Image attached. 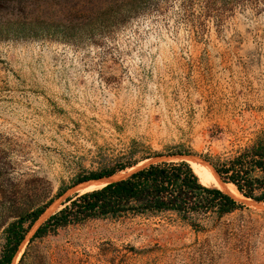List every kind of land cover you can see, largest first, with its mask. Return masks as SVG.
<instances>
[{
  "label": "rangeland",
  "instance_id": "1",
  "mask_svg": "<svg viewBox=\"0 0 264 264\" xmlns=\"http://www.w3.org/2000/svg\"><path fill=\"white\" fill-rule=\"evenodd\" d=\"M16 1L0 11V253L9 224L46 206L11 264H264V201L238 193L202 228L166 211L34 236L88 183L162 160L210 166L264 136V0H69L62 14Z\"/></svg>",
  "mask_w": 264,
  "mask_h": 264
},
{
  "label": "trees",
  "instance_id": "2",
  "mask_svg": "<svg viewBox=\"0 0 264 264\" xmlns=\"http://www.w3.org/2000/svg\"><path fill=\"white\" fill-rule=\"evenodd\" d=\"M56 1L61 3V9L58 11L61 14L65 9L74 7V3L69 7L64 5L63 2L69 0ZM16 3L17 10L22 12L28 6L30 9L39 8L38 2L17 0ZM6 4L7 0H0V11ZM47 4L51 5L50 2ZM93 8L100 9L99 6L92 4L87 10L91 11ZM109 14L106 9L104 11L106 19L109 18ZM64 17L66 18L62 21ZM62 18L59 19V26L67 29L73 26L68 12H65ZM19 22L25 26L26 22L23 18ZM2 32L5 30L1 25L0 36ZM174 154L180 153L155 152L147 157H166ZM132 164L128 161L98 172H91L76 178L75 183L108 177ZM208 164L210 166L197 163L202 174L231 185L239 196L264 201V136L233 155L209 159ZM231 195L235 194L224 186H208L200 182L186 161L162 160L139 168L125 178L68 197L58 211L36 228L34 236H43L59 227L80 223L90 218H117L128 214L166 211L177 214L194 227L202 228L199 220L211 216L220 217L240 207V203ZM45 208L46 206L39 207L9 224L5 229V243L0 253V264H11L27 231L23 223L29 220L28 226L31 225Z\"/></svg>",
  "mask_w": 264,
  "mask_h": 264
},
{
  "label": "bare ground",
  "instance_id": "3",
  "mask_svg": "<svg viewBox=\"0 0 264 264\" xmlns=\"http://www.w3.org/2000/svg\"><path fill=\"white\" fill-rule=\"evenodd\" d=\"M192 161H189L190 162V167L192 168L193 172L198 177L200 182H202L203 184L208 185V186H220V185H222L225 188H227L228 190L232 191L234 194L238 193L237 190H235L231 185L223 184V183H221L220 181H218V180H216L214 178H211L209 176H206V175L202 174L199 171V169H198L197 163L192 162ZM105 183L106 182H96V181H94V183L93 182L92 183H88L81 189V193L86 192V191H90V190H93V189H97V188L101 187L102 185H104Z\"/></svg>",
  "mask_w": 264,
  "mask_h": 264
}]
</instances>
